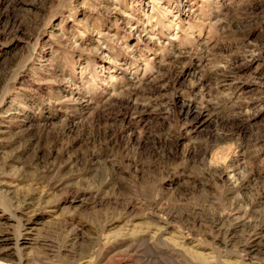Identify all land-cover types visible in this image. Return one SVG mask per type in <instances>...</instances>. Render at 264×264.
Segmentation results:
<instances>
[{
    "label": "rangeland",
    "instance_id": "374dc122",
    "mask_svg": "<svg viewBox=\"0 0 264 264\" xmlns=\"http://www.w3.org/2000/svg\"><path fill=\"white\" fill-rule=\"evenodd\" d=\"M0 264H264V0H0Z\"/></svg>",
    "mask_w": 264,
    "mask_h": 264
}]
</instances>
